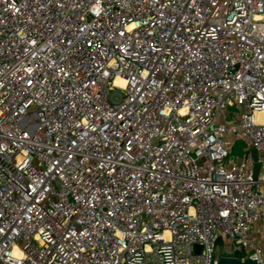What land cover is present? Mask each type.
<instances>
[{
  "label": "built area",
  "instance_id": "built-area-1",
  "mask_svg": "<svg viewBox=\"0 0 264 264\" xmlns=\"http://www.w3.org/2000/svg\"><path fill=\"white\" fill-rule=\"evenodd\" d=\"M223 258L264 264V0H0V264Z\"/></svg>",
  "mask_w": 264,
  "mask_h": 264
},
{
  "label": "rangeland",
  "instance_id": "rangeland-1",
  "mask_svg": "<svg viewBox=\"0 0 264 264\" xmlns=\"http://www.w3.org/2000/svg\"><path fill=\"white\" fill-rule=\"evenodd\" d=\"M228 119L231 120V117H229ZM245 147H246L245 142H243L241 140L237 141L236 146H235V150L233 152L234 153V156L235 157H238V158L242 157L244 155V148ZM260 242L262 243L263 241H260ZM217 251H218V254L220 256L226 255L227 254V251H228V247L225 246V244H223V243L220 242L218 244Z\"/></svg>",
  "mask_w": 264,
  "mask_h": 264
},
{
  "label": "water",
  "instance_id": "water-1",
  "mask_svg": "<svg viewBox=\"0 0 264 264\" xmlns=\"http://www.w3.org/2000/svg\"><path fill=\"white\" fill-rule=\"evenodd\" d=\"M253 160L256 162L254 166V178L257 179L260 171V164L258 163V152L256 150H251L250 153ZM200 250V248H198ZM220 264H241L239 261L232 259V258H223L220 262ZM252 264V263H249Z\"/></svg>",
  "mask_w": 264,
  "mask_h": 264
},
{
  "label": "bare ground",
  "instance_id": "bare-ground-1",
  "mask_svg": "<svg viewBox=\"0 0 264 264\" xmlns=\"http://www.w3.org/2000/svg\"><path fill=\"white\" fill-rule=\"evenodd\" d=\"M118 84H119V85H122V86L124 85L123 82H120V81H118Z\"/></svg>",
  "mask_w": 264,
  "mask_h": 264
}]
</instances>
